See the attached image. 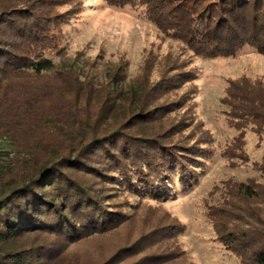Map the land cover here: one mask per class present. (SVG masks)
Wrapping results in <instances>:
<instances>
[{"label": "rangeland", "instance_id": "1", "mask_svg": "<svg viewBox=\"0 0 264 264\" xmlns=\"http://www.w3.org/2000/svg\"><path fill=\"white\" fill-rule=\"evenodd\" d=\"M48 1L46 7L32 6L41 16L28 22L46 27L45 38L36 32L15 52L19 61H37L42 54L54 68L11 73L0 82V175L18 171L32 154L43 159L64 130L77 128L85 117L110 118V124L126 117L129 100L112 90L120 81L127 91L141 89L142 102L165 106L150 119L144 113L151 121L146 133L149 138L165 133L164 143L174 145L141 147L173 150L166 151V160L173 166L177 160L180 178L158 183L160 197L105 189L118 192L105 197L109 209L121 215L117 227L64 247L47 264H103L117 253V264H254L227 249L220 236L264 233V127L244 116L245 104L240 102V110L229 96L231 82H248L264 103V54L244 46L232 56L205 58L166 35L143 7ZM69 10L71 18L60 22ZM180 72L195 78L184 82L183 74L177 87L164 86V79ZM242 186L255 194L247 197ZM140 240L142 250L133 254L140 249H128Z\"/></svg>", "mask_w": 264, "mask_h": 264}, {"label": "trees", "instance_id": "2", "mask_svg": "<svg viewBox=\"0 0 264 264\" xmlns=\"http://www.w3.org/2000/svg\"><path fill=\"white\" fill-rule=\"evenodd\" d=\"M105 1L122 7L145 8L152 22L166 35L184 42L195 55L205 58L228 57L244 46L253 47L264 54V0ZM48 3V0H25V3L0 0V82L12 74H40L54 68L52 61L42 54L37 61H19L15 52L22 51L21 43L26 44L36 32H42L45 38L46 27L35 29L36 26L28 22L41 16L31 11L32 6L46 7ZM70 13L73 15L74 11L65 13V18L60 22L68 21ZM183 74L177 73L176 77L171 76L162 83L165 87H177L183 80L180 78ZM184 75H188L184 82L195 78L194 74ZM2 85L3 82L0 88ZM229 89L233 105L236 106L239 101L238 106L242 110L240 102L244 103V116L255 118L259 126L264 127V103L260 92H255L248 82L241 85V81L231 82ZM112 90L116 96L120 94V97L129 100L126 117L121 116L111 124L110 118L101 121L98 117L93 120L85 117L77 128L74 126L64 130L61 137L50 145L49 154L43 159L37 160L32 154L30 159L33 160L24 161L18 171L0 175V264H47L49 258L61 255L64 247L85 236L116 228L121 215L109 209L105 197L118 192H105L107 188L125 193L131 190L136 196L149 193L160 197L163 183L180 178L177 160H173L175 166L166 160L169 156L166 151L173 150L166 148L159 153L154 147L151 150L141 147L145 142L154 143L153 146L157 142L166 147L174 145L164 143L167 138L165 133H156L154 138H149L146 133L151 121L145 120L144 113L150 119L154 111L165 106L142 102L141 89L127 91L120 81L113 83ZM108 98L111 95L106 100ZM114 102L113 99L109 103L110 108ZM136 143L141 148H135ZM154 160L165 161L156 164ZM171 167L176 170L173 175L170 174ZM183 178L180 181L186 185ZM242 187L247 197L255 194L251 186ZM236 232L221 234L224 246L244 260L264 264L263 231L251 235ZM238 240L241 248H237ZM140 243L141 240L128 250L139 248ZM141 250L132 251L137 254ZM116 255L103 264H117Z\"/></svg>", "mask_w": 264, "mask_h": 264}]
</instances>
